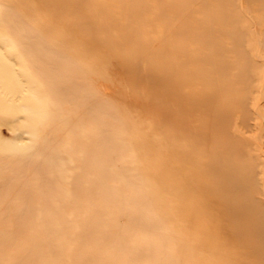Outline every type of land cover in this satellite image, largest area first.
<instances>
[{"label":"bare ground","instance_id":"1","mask_svg":"<svg viewBox=\"0 0 264 264\" xmlns=\"http://www.w3.org/2000/svg\"><path fill=\"white\" fill-rule=\"evenodd\" d=\"M6 1H0V113L11 118L0 120L29 134L31 143L0 135V263H61L75 244L74 262L178 264L140 178L112 161L113 154L130 157L121 117L78 82L65 57L45 52L42 33ZM145 1L119 0L133 27L122 36L136 39L129 48L139 59L147 45ZM248 1L258 4L264 22V0ZM218 7V24L230 25L229 32L215 29L208 10L202 19L189 14L173 31L175 82L181 87V66L194 60L193 80L201 78L205 89L193 104L203 107L213 148L207 171L224 212L264 262V24L258 33L245 29L241 10L253 9L241 0H219ZM189 38L202 45L192 58ZM178 104L182 121L186 112ZM69 158L77 161L73 169Z\"/></svg>","mask_w":264,"mask_h":264},{"label":"rangeland","instance_id":"2","mask_svg":"<svg viewBox=\"0 0 264 264\" xmlns=\"http://www.w3.org/2000/svg\"><path fill=\"white\" fill-rule=\"evenodd\" d=\"M6 3L42 33L48 55L65 57L68 61L65 64L78 72V82L106 100L121 117L122 128L132 144L130 157L117 159L113 154L112 161L140 178L151 208L162 220L178 264H264L224 212L216 183L207 171L213 148L208 127L204 130L208 121L203 107L196 105V108L193 104L194 95L201 99L205 89L201 78L193 80L194 60L186 67L181 66V87L175 82L173 31L180 28L189 14L202 19L206 17L204 10H208L215 14L212 21L215 29L229 32L231 26L221 27L216 19L219 0L209 1L207 7L201 0L143 2L146 21L142 28L146 30L147 45L141 59L133 57L129 48L136 39L122 36L123 31L133 32V27L127 26L128 18L119 0H7ZM248 4L253 12L241 10L245 29L258 33V25L264 24L259 23L261 15L255 10L258 4L241 0L243 8H248ZM224 39L230 41L227 35ZM194 44L189 38L190 58L202 47ZM147 57H156L154 64ZM183 59L187 60L188 55ZM178 103L186 112L182 121L181 117L176 118ZM0 117L11 118L5 113H0ZM5 119L0 120L4 140L14 143L16 135H21L27 138L26 143H31L29 134L15 132ZM69 166L73 169L77 161L69 158ZM87 215V211L79 214L82 218ZM12 247L7 252H12ZM76 247L79 246L66 247V258L56 264H94L86 260L74 262Z\"/></svg>","mask_w":264,"mask_h":264}]
</instances>
